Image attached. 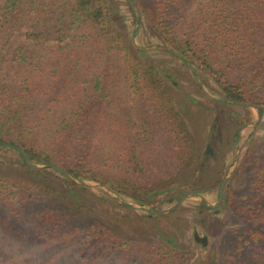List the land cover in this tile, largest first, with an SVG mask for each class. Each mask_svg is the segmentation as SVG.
<instances>
[{
	"label": "trees",
	"instance_id": "obj_1",
	"mask_svg": "<svg viewBox=\"0 0 264 264\" xmlns=\"http://www.w3.org/2000/svg\"><path fill=\"white\" fill-rule=\"evenodd\" d=\"M124 1L133 25L134 8ZM132 1L142 15L136 34L148 28L184 62L165 53L191 65L213 93L264 112V0ZM36 17L23 44L0 55L9 72L0 77V145L143 205L153 204L157 192L207 196L220 185L242 124L227 112L235 107L249 115V109L208 99L226 111L215 125L220 136L212 151L210 136L201 139L166 92L161 66L134 47L130 31L119 29L109 0H0V39ZM252 147L220 206L238 225L221 231L207 264H264V141ZM236 183L244 188L237 191ZM114 201L55 169H31L15 149L0 152V207H16L11 212L31 219L54 243L117 251L105 263L84 249L76 257L33 253L36 264H172L181 258L166 243L138 245L112 231L98 212ZM200 209L215 212L203 202Z\"/></svg>",
	"mask_w": 264,
	"mask_h": 264
},
{
	"label": "rangeland",
	"instance_id": "obj_2",
	"mask_svg": "<svg viewBox=\"0 0 264 264\" xmlns=\"http://www.w3.org/2000/svg\"><path fill=\"white\" fill-rule=\"evenodd\" d=\"M109 2L114 20L119 29L124 32L130 31L132 33L135 23L132 25L133 16L129 12L125 1L109 0ZM200 2H203V0L197 1V3ZM195 9L196 5L192 9L190 15L193 14ZM45 18L49 17H41L43 20H45ZM37 19L39 18L36 17L32 21H25L18 24L13 28L10 34L3 36L0 39V55H4L9 51H13L20 47L24 42V33L28 29V24L30 25ZM141 21L142 18L138 27L140 26ZM135 40L140 47L153 48L155 46H167L158 42L146 27L141 29L139 34H136ZM51 45H56V43ZM165 51L166 50L161 48L147 50V52L150 53L149 57L151 60L161 66L165 78L166 92L174 97L178 109L186 115L191 123L192 129L200 132L201 139H205L207 135L210 136V146L213 147H210V149H212V151L216 150V143H219L218 138L220 136V128L218 126L216 129L215 125L218 124V122L220 123L226 111L222 107L213 103L217 101H214L205 95L196 79V75L192 73L189 67L174 60L169 54L165 53ZM8 73V65L1 63L0 77L2 79H7ZM198 76L204 84L201 76L199 74ZM196 83L205 97L200 93ZM204 87L212 96L224 98L213 93L205 84ZM124 94L125 91L123 85H121L120 95ZM242 103L255 106L248 102ZM223 104L235 105L233 103ZM235 106L243 107L238 105ZM243 108L249 109L250 114L248 115L241 109L235 107H230L227 112L229 116H232L240 122L242 121V124L237 128V135L239 128L244 124L255 121H258V123L256 126L248 127L242 132L237 149L235 148L237 141L236 136L234 143L228 148L224 158L225 170L220 185L215 189L206 191L207 196L201 193H193L191 191L183 190L171 191L173 193L165 194L163 192H157L153 194V198H155L153 204L143 205L119 194L121 198L128 203V205H123L115 195L110 194L104 189L97 187L94 183L89 182L91 186L87 187L99 189L108 197L116 199V201L112 203L113 205L111 208L106 202H102L103 207L108 206L105 209L109 210H102L103 213L98 212V215H101L107 224L112 225V231L126 239L125 241L138 245L144 244V242L155 244L166 243L171 250L175 251L174 253H179L181 257L180 259L173 260L172 264H207L211 259L210 253H215L216 251V240L218 235L221 234V231L238 225L227 216L229 213L226 214V211L224 212L220 209L223 198L219 206L212 209L215 210V212L205 211L203 213L200 209L202 200L199 197L185 200L176 210L164 215H150L141 210L140 207L145 206L148 209L157 211L167 210L186 194H199L203 196L209 204L216 205L218 203V194L221 183L227 176L228 172L233 170V174L229 177L224 187L223 196L230 183H232L242 154L250 148H254L252 147L253 144L256 145L258 142L264 141V112H261L262 115L259 116V113L255 108ZM243 120L246 121L243 122ZM212 139H214L213 142H211ZM237 151L239 157L234 168L233 165ZM6 157L8 159H14V156L11 154ZM244 185L245 184L241 185L236 183L234 187L237 191H241L244 188ZM120 204L125 206V208H122ZM11 209L12 211H17V208L14 206L10 208H4L3 206L0 207V264H36L37 262L34 261L33 253H56L54 255L65 254L64 256H70L72 254L76 257V255H78L77 253H82L80 252L81 249H84V253L89 257H96L101 254L102 263H105L106 258L109 259V257L113 255L112 253H117V251L109 250L107 245H103L104 248L92 245L87 248V245H84L83 247H80V250H75L71 244L63 245L61 243H54L49 237L45 236L44 232L35 224V222L31 219L18 217L15 212H11ZM108 211L113 215L111 219L109 218L110 215Z\"/></svg>",
	"mask_w": 264,
	"mask_h": 264
},
{
	"label": "water",
	"instance_id": "obj_3",
	"mask_svg": "<svg viewBox=\"0 0 264 264\" xmlns=\"http://www.w3.org/2000/svg\"><path fill=\"white\" fill-rule=\"evenodd\" d=\"M131 5L133 6L134 8V11L136 13V21H135V25L133 27V30H132V35H131V38H132V43L133 45L136 47V49L140 50V51H147L149 49H164L174 55H176L179 59H181L182 62H184L182 56L180 54H178L174 49L168 47V46H155L153 48H147V47H140L137 45L136 43V40H135V37H136V30H137V27L139 25V22L141 20V12H140V9L138 8V6L132 1V0H128ZM189 69L192 71V73H194L196 75V79L198 80L199 82V85L201 86V88L203 89L205 95L209 98H211L212 100L214 101H217V102H220V103H233L235 105H238V106H243V107H252V108H255L257 111H258V115L261 116V112H260V109L256 106H252V105H249L247 103H242V102H239V101H232L231 99H226V98H219V97H214L212 96L204 87V84L202 83V81L200 80L198 74L196 73V71L194 70V68L191 66V65H188ZM261 118V117H259ZM258 123V121H255V122H251V123H246L244 124L242 127L239 128L238 130V135H237V141H236V145H235V148L237 149L238 148V144L240 142V139H241V136H242V132L244 130H246L248 127H253V126H256ZM8 148H12V149H15L17 151H19L23 157L25 158V162L26 164L31 168V169H34V170H42V169H55L57 171H60L62 173H64L65 175H68L74 182H76L77 184H81L83 186H91L90 183H94L97 187L99 188H102L104 189L106 192L110 193V194H113L115 195L123 205H128V203H126L122 198L121 196L109 189L108 187L106 186H103V185H100L99 183H96V182H92V181H88V180H83V179H75L72 175H70L69 173H67L65 170H63L62 168L56 166V165H53V164H45V165H40V164H36V163H33L32 161L28 160L25 156V154L18 148L14 147V146H10L8 144H2L0 145V152L5 150V149H8ZM238 157H239V154H238V151L235 155V160H234V165L233 167L235 168L236 164H237V161H238ZM233 174V170H230L227 174V176L224 178V180L222 181L221 183V186H220V189H219V194H218V203L216 205H212V204H209L207 202V200L199 195V194H186L184 196H182L174 205H172V207H170L169 209L167 210H153V209H148L146 208L145 206H141L140 209L147 212L148 214L150 215H164V214H167V213H170L171 211H174L176 210L185 200L187 199H190V198H193V197H199L203 204L208 207V208H215L217 206H219V204L221 203L222 201V198H223V192H224V187L229 179V177ZM90 182V183H89Z\"/></svg>",
	"mask_w": 264,
	"mask_h": 264
}]
</instances>
